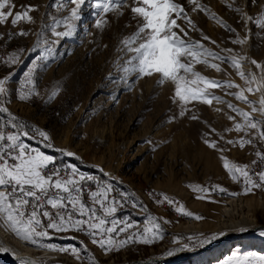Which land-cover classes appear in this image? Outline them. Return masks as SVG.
Here are the masks:
<instances>
[{
  "label": "rangeland",
  "instance_id": "rangeland-1",
  "mask_svg": "<svg viewBox=\"0 0 264 264\" xmlns=\"http://www.w3.org/2000/svg\"><path fill=\"white\" fill-rule=\"evenodd\" d=\"M128 2L131 4L132 0ZM178 2L183 5L196 25V30H190L182 19L177 21L188 32L189 37L202 40L203 33L215 43L209 40L202 42L221 54L224 49H233V54L240 53L258 62H264V30L249 21V36L245 22L240 14L233 10L235 7H243L248 15L255 17L264 11V0H255V5L252 0H199V3L206 5L211 12L227 21L236 32L226 30L206 12L199 9L194 11V6L189 0ZM10 3L13 5V14L22 11V6H33L35 10L29 12L33 18L31 22L21 20L13 26V17H9L7 22L0 23V78L13 74L6 84L10 90V102L5 106L23 121L47 131L55 147L44 149L35 140L27 142L41 147L47 154L56 156L57 164L76 161L78 167L84 166L93 176L100 179L101 183H112L117 197L121 191L133 193L138 203L133 205L129 202L118 210L117 217L138 223L140 229L151 226V221L146 217H158V222L165 230L162 240L151 244L134 242L107 253L81 232L56 234L50 230L52 240L48 242L60 246L75 245L82 251L73 255L70 252L35 246L34 254L41 264H91L87 253L83 251L85 246L94 254L98 264H137L136 262L149 260H152L149 264H220L221 261L238 254H264V237L255 231L256 233L245 236H227L225 243L228 246L217 249L215 254L155 262L156 259L164 257L166 251L182 244H188L187 250L191 252L206 247L197 243L201 236L225 234L229 231L232 233L237 229L245 232L250 230L254 223L264 226V187L253 188L245 193L242 181L230 178L223 167L222 159L227 157L234 163L251 166L252 162L257 160L255 153H264V142L256 140L255 146L245 145L243 148L239 144H228V140L239 139L244 133L226 131L234 126L228 116L236 114L223 103L213 101L212 105H206L192 102L189 105L191 111L179 117L178 104L172 100L174 85L166 82L163 86H158L156 75L139 79L132 90L115 83L114 80L120 75L115 63L123 55L117 49L124 37L136 31L137 22L132 18L130 8H124L123 15L107 14L108 24L102 29H97L94 26L95 10L91 7L93 0H87L82 6V18L74 22V34L59 40L56 51L62 55H56L54 60L47 62L46 68L36 71L35 80L39 94L21 101L17 89L21 87L19 81L23 79V74L32 66L36 56L41 55L46 46L45 41L57 39L51 30L53 18L62 20L69 16L73 5L66 3L64 7L55 6L56 0H10ZM229 3L233 8L227 6ZM8 10L6 7L5 11ZM57 30H65L64 25L61 24ZM21 31L29 34L16 35ZM177 31L179 32V29ZM257 32L260 33L259 36L256 35ZM9 33L13 34L11 38ZM236 33H239L240 37L249 36L247 43L243 46L232 43ZM13 53L19 54L20 62L6 65L4 61ZM124 59L119 62L123 64ZM242 67L245 71L251 69L259 74V70L251 63L245 62ZM195 68L210 78L231 79L236 84L245 86L236 70L228 63L221 64L224 71H217L204 64H196ZM110 74L112 79H109ZM134 79L135 77L131 78ZM57 88L58 94L49 101L48 96ZM213 91L216 95L225 96L226 100L250 111L248 104L233 96H226L225 89L216 88ZM228 91L234 92L237 89ZM114 92L116 99H113ZM246 94L253 100L259 98V94ZM193 115L198 118L192 119ZM254 115L259 116L258 113ZM173 116L177 118L169 122ZM236 119L240 121L241 117L236 115ZM206 139L216 141L217 148L214 149L205 143ZM56 148L72 151L81 159L64 156L57 152ZM262 168L264 164H260V171ZM113 177L115 179H112ZM216 185L227 191L200 192L196 187ZM161 193L166 194L175 203L170 205L166 201L161 202ZM233 198L237 200V205L229 212H223V207ZM181 205L185 214L181 213ZM188 212L193 216L186 215ZM195 216L201 218L196 219ZM237 222L241 228L225 225ZM188 224L197 225L198 229L193 230ZM0 229L11 243L19 240L21 247L30 245L12 233L3 222H0ZM137 230L139 229H130L128 235ZM124 238L123 234L119 236V239ZM215 242H218V239L210 245ZM44 251L53 254L44 255Z\"/></svg>",
  "mask_w": 264,
  "mask_h": 264
},
{
  "label": "snow or ice",
  "instance_id": "snow-or-ice-1",
  "mask_svg": "<svg viewBox=\"0 0 264 264\" xmlns=\"http://www.w3.org/2000/svg\"><path fill=\"white\" fill-rule=\"evenodd\" d=\"M86 2L87 0H56L55 6L64 7L66 3H70L73 7L70 9L69 16L62 20L53 18L51 30L57 39L51 42L45 41L46 46L41 55L36 56L32 66L23 74V79L19 81L21 87L17 89L18 98L21 101L39 94L35 80L36 71L46 68L47 62L54 60L56 55L60 54L56 51L59 40L74 34L76 30L74 22L81 20V8ZM189 3L194 6V11L197 9L204 11L226 30L236 32L227 21L211 12L206 5L199 3V0H189ZM252 3L255 5V0H252ZM227 6L233 8L231 3ZM6 7L8 11H5ZM12 7L10 0H0V23L7 22L9 17H13L11 20L13 26L21 20L28 22L33 20L29 15L30 11L35 10L33 6H22V11H16L14 14ZM91 7L95 10L93 12L94 26L97 29H102L108 24L107 14L123 15L124 8H130L132 18L137 22L136 31L124 37L117 49L123 55L115 63L120 73L114 80L115 83L132 90L139 79L156 75L158 86H163L166 82L174 85L172 100L173 103L178 104L179 117L191 111L189 105L192 102L206 105H212L213 101L223 103L241 117V120L237 121L236 115H229L228 119L233 121L234 126L226 131L235 130L238 133H244V136L239 139L228 140V144H239L243 148L245 145L255 146L254 141L256 140L264 142V62H258L240 53L233 54V49H224L221 54L202 42V40H209L215 43L203 33L202 40L189 37L188 32L177 21L182 19L190 30H196V25L178 0H132L131 4L128 0H93ZM233 10L239 13L245 22L249 36L251 35L250 29H247L249 21L264 30V11L254 17L248 15L243 7H235ZM61 24L64 25L65 30L58 31ZM28 34L24 31L16 33V35ZM12 35L9 33L10 38ZM256 35L259 36L260 33L257 32ZM249 36L240 37L239 33H236V38L231 42L243 46L247 43ZM39 44L38 34L37 47ZM125 57L127 59H124ZM120 59H124L123 64L119 62ZM19 62L18 53L11 54L4 61L6 65ZM245 62L254 65L259 70V74L251 69L245 71L242 67ZM222 63H228L236 70L244 81V87L231 79L210 78L195 68L196 64H204L217 71H224L221 68ZM12 75L0 78V222H3L5 227L17 237L31 245L41 249L70 252L73 255H78L82 249L75 245L60 246L48 242L52 240L51 233L82 232L105 253L119 250L134 242L151 244L162 240L165 230L158 222L160 218L146 217L151 221V226L140 229L138 223L116 216L118 210L127 206L129 202L133 205L138 203L133 193L121 191L117 197L114 195L116 189L112 183L107 181L101 183L95 176L81 171L75 163L57 164L56 156L47 154L41 147L27 142L35 140L44 149L55 147L47 131L23 121L5 106L10 102V90L6 84L11 80ZM132 77L135 79L131 80ZM112 78L110 74L109 79ZM216 88H223L226 96H233L238 101L248 104L250 111L226 100L225 96L216 95L213 91ZM233 88L237 91H228ZM58 92L59 88L52 91L48 100L54 99ZM246 93L259 94V98L250 99ZM116 98L117 95L114 92L113 99ZM257 113L259 116L254 115ZM176 118L175 116L170 117L169 122ZM197 118L195 115L192 116V119ZM221 138L223 139V136ZM205 143L214 149L217 148V142L214 140L206 139ZM55 150L64 156L81 159L76 153L65 148ZM219 150L224 151V149ZM255 155L257 160L253 161L251 166L240 165L229 161L227 157H222L223 167L229 173L230 178L234 181H242L245 193L253 188L264 187V168L259 173L254 171L257 163L264 164V153L257 151ZM89 183H94L95 190L87 188ZM196 187L200 192L227 191L219 185ZM85 191L88 192V201L83 199ZM231 194L236 195L237 193ZM160 195L163 197L161 202L166 201L170 205L175 203L166 194L161 193ZM180 210L182 214H185L182 205ZM186 215L193 216L191 212ZM195 218L200 219L201 217L195 216ZM130 229L139 230L128 235ZM122 234L125 238L119 239ZM259 234L264 237V228L259 230ZM223 235L220 233L207 237L201 236L197 243L210 244ZM188 248V244H182L180 247L169 249L164 255L172 257ZM83 251L87 253L91 264H98L94 254L90 253L86 246ZM2 253L11 254L18 264H37L29 257L17 255L12 247L6 246L0 240V254ZM220 264H264V254L251 252L245 255L238 254L221 261Z\"/></svg>",
  "mask_w": 264,
  "mask_h": 264
},
{
  "label": "bare ground",
  "instance_id": "bare-ground-1",
  "mask_svg": "<svg viewBox=\"0 0 264 264\" xmlns=\"http://www.w3.org/2000/svg\"><path fill=\"white\" fill-rule=\"evenodd\" d=\"M75 162H71V163H75ZM79 169L81 171H83L84 173H86V174L92 175V172H90L88 169H85L84 166L82 167V166L79 165ZM236 201L237 200L234 199V198L228 200V202L226 203V206L223 207L222 211L223 212H229L231 209H233V207L235 205H237ZM221 223L222 222H220L219 225H221ZM188 225L191 228L193 227L192 228L193 230L194 229L195 230L198 229L197 225H194V224H188ZM225 225L229 226V227L236 226V227H240L241 228V226H239L240 223L238 224V222L237 223H229V224L226 223ZM262 228H264V226L256 225L254 223L253 227L250 230H247L245 232H242L239 229H237V230H234L232 233H230L231 231H229V233H225V234L223 233L224 235L221 236L220 238H218V242H215L214 244H211V245L210 244L209 245L206 244V247H204V248H202V249H200L198 251L191 252L190 250L185 249V250H183V251H181L179 253L174 254L172 257L164 256L161 259H156L155 262L166 261V260L167 261H174V260L178 261V260H181V259L185 258L186 256H196V255H200V254H204V255L215 254L217 249L222 248V247L225 248L226 246H228V244L225 243V239H226L227 236H229V235L245 236V235H249V234H251L253 232L256 233L255 231L259 232V230L262 229ZM0 240H2L5 243L6 246L12 247L16 251L17 255L29 257V258L35 260L37 262V264H41L39 262V260H38V257H36L35 254H34V251L36 250V247L34 245H31L30 243H28L30 245H23V247H21V245H20L21 243L19 242V240L17 242H15V243L13 242L14 243L13 244L7 239L5 233L2 232L1 229H0ZM22 242H24V241H22ZM17 247L20 248V249H18ZM51 254H53V253H49L48 251L47 252L44 251V255L51 256ZM151 261L152 260H149L147 262H145V261L142 262L141 261V262H136V263L137 264H149ZM0 264H18V262L15 260V258L11 254L2 253V254H0Z\"/></svg>",
  "mask_w": 264,
  "mask_h": 264
},
{
  "label": "built area",
  "instance_id": "built-area-1",
  "mask_svg": "<svg viewBox=\"0 0 264 264\" xmlns=\"http://www.w3.org/2000/svg\"><path fill=\"white\" fill-rule=\"evenodd\" d=\"M260 170V163H257L256 165H255V168H254V171H255V173H257L258 171ZM89 175V174H88ZM98 180H100V179H98ZM87 188H89V189H91V190H95V185H94V183H89L88 185H87ZM114 195H117V193L115 192L114 193ZM83 199L85 200H89V196H88V192L87 191H85V193H84V196H83ZM50 211H53V210H51V209H49ZM119 218H121V217H119ZM81 234H83L84 236H87L86 234H84V233H82L81 232Z\"/></svg>",
  "mask_w": 264,
  "mask_h": 264
},
{
  "label": "water",
  "instance_id": "water-1",
  "mask_svg": "<svg viewBox=\"0 0 264 264\" xmlns=\"http://www.w3.org/2000/svg\"><path fill=\"white\" fill-rule=\"evenodd\" d=\"M134 264V263H133Z\"/></svg>",
  "mask_w": 264,
  "mask_h": 264
}]
</instances>
